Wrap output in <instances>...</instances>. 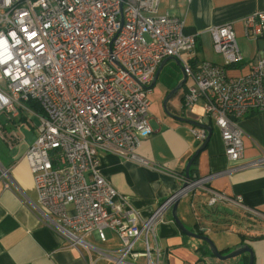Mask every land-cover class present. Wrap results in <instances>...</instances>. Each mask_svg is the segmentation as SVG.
Segmentation results:
<instances>
[{"label":"built area","instance_id":"1","mask_svg":"<svg viewBox=\"0 0 264 264\" xmlns=\"http://www.w3.org/2000/svg\"><path fill=\"white\" fill-rule=\"evenodd\" d=\"M159 7L160 0H0V39L6 41L0 45V115L14 119L20 109L34 114L31 104L41 108L25 159L42 218L69 244L87 249L95 250L89 236L106 243L109 231L121 243L114 264L141 255L145 264H162L163 251L150 245L149 235L178 199L208 183V176L190 182L143 219L101 173L102 153L152 167L137 151L153 133L149 93L162 63L180 62L190 82L184 108L203 103L231 163L244 156L240 122L250 112L264 113V11L245 18L247 39L262 41V51L247 75L231 77L228 68L243 61L232 23L208 30L224 63L192 65L198 35ZM192 130L205 141V130ZM262 164L264 157L246 166ZM223 199L213 193L208 205Z\"/></svg>","mask_w":264,"mask_h":264},{"label":"crops","instance_id":"2","mask_svg":"<svg viewBox=\"0 0 264 264\" xmlns=\"http://www.w3.org/2000/svg\"><path fill=\"white\" fill-rule=\"evenodd\" d=\"M159 9L162 15L183 19L186 33L198 35L196 54L190 57L192 65L204 60L224 63L214 51L208 30L227 23L233 24L243 56L241 63L228 68L229 76L247 75L251 63L262 51V41L247 39L245 18L264 11V0H160ZM179 64L169 59L149 93L153 133L142 139L137 153L152 167L102 153L101 173L147 219L183 184L186 167L203 144L194 136L192 125L168 112L211 127L208 145L190 168L192 179L208 176V183L180 200L178 217L188 230L202 231L208 236L223 255L249 246L254 264H264V164L246 166L264 157V113L250 112L240 122L244 131V156L239 162L231 163L225 155L220 130L204 115L203 103L184 108L183 98L190 84L187 79L178 97L168 101L166 111L165 99L186 78ZM31 112L20 109V116L14 119L0 115V264H114L113 257L121 243L113 234L107 235L106 243H101L95 235L89 236L87 241L95 250L73 246L42 218L33 175L25 159L27 150L37 139L41 116ZM244 165L237 171L224 173L231 167ZM213 193L224 199L209 206ZM211 235L221 239L215 242ZM145 239L142 236L137 241L136 252L144 250ZM148 240L151 246L157 244L162 249V264L249 262V254L244 255L247 263L245 257L220 262L204 241L180 232L172 210L163 214L155 235L150 234ZM145 263L142 255L127 259V264Z\"/></svg>","mask_w":264,"mask_h":264},{"label":"water","instance_id":"3","mask_svg":"<svg viewBox=\"0 0 264 264\" xmlns=\"http://www.w3.org/2000/svg\"><path fill=\"white\" fill-rule=\"evenodd\" d=\"M168 60L164 61L162 63V65L160 66L156 76H155V79L153 81V84L152 86H154L156 84V81L158 79V76L162 70V67L164 66V64L167 62ZM180 68L182 69V65L179 64ZM183 70V69H182ZM186 83V78L183 80L182 83H180L171 93H169V95L167 96V98L165 99L164 101V106H165V109L166 111L167 110V103L168 101L173 98L174 95H176L178 93V91L184 86V84ZM168 114L174 118H176L177 120L179 121H182V122H185V123H188L190 125H192L195 129H200V130H205L206 133H207V137L205 139V141L203 142L202 146L195 152V154L192 156L191 160L189 161L187 167H186V180L185 182L175 191L173 192L171 195L175 194L176 192H178L180 189H184L185 187H187V185L192 182V181H195L197 180V178L195 179H192L190 177V168L191 166L193 165L194 161L198 158L199 154L206 148V146L208 145L211 137H212V128L209 127V126H206L204 124H201L199 122H196V121H192V120H189V119H186V118H181V117H177V116H174L172 114H170L168 112ZM203 178V177H202ZM169 198V197H168ZM167 198V199H168ZM166 199V200H167ZM165 200V201H166ZM180 200L181 199H178L176 201V203L174 204L173 208H172V216H173V219H174V222L177 226V228L180 230L181 233L185 234L186 236L188 237H193V238H197V239H200L202 241H204L209 247H210V250H211V254L213 255V257H215L216 259H218L220 262H228L230 260H234V259H238V258H241L242 256H244L245 254H249V262L248 264H254V255H253V251L252 249L249 247V246H242V247H239L237 249H235L234 251H232L231 253L227 254V255H223L219 249L217 248V246L215 245V243L208 237V236H204V235H199L197 233H194L193 231H190L188 230L185 225L181 222V220L179 219L178 217V206L180 204ZM164 201V202H165ZM163 202V203H164ZM162 203V204H163ZM161 204V205H162ZM160 205V206H161Z\"/></svg>","mask_w":264,"mask_h":264},{"label":"trees","instance_id":"4","mask_svg":"<svg viewBox=\"0 0 264 264\" xmlns=\"http://www.w3.org/2000/svg\"><path fill=\"white\" fill-rule=\"evenodd\" d=\"M31 108H33L36 112H38V113H42L41 112V108L39 107V106H37V105H32L31 104ZM197 160V159H196ZM196 160L194 161V163L196 162ZM197 178V177H196ZM199 235H204V233L202 232V231H198L197 232ZM242 257H245V256H242ZM245 262L247 263L248 262V258L247 257H245Z\"/></svg>","mask_w":264,"mask_h":264},{"label":"rangeland","instance_id":"5","mask_svg":"<svg viewBox=\"0 0 264 264\" xmlns=\"http://www.w3.org/2000/svg\"><path fill=\"white\" fill-rule=\"evenodd\" d=\"M186 57V56H185ZM188 84V83H187ZM178 97V94L177 95H175L173 98H172V100L173 99H175V98H177ZM149 118H150V110H149ZM35 118H33V121L35 122ZM107 235H109L110 236V232L109 231H107ZM212 236V238L214 239V241L215 242H218V240L219 239H221V237H216L215 235H211ZM232 261H234V260H230L229 262H232Z\"/></svg>","mask_w":264,"mask_h":264},{"label":"clouds","instance_id":"6","mask_svg":"<svg viewBox=\"0 0 264 264\" xmlns=\"http://www.w3.org/2000/svg\"><path fill=\"white\" fill-rule=\"evenodd\" d=\"M0 45H5L6 47V41L3 40V39H0ZM10 58V57H9ZM0 62H3V61H0ZM0 99H3V97H0ZM6 102V101H5Z\"/></svg>","mask_w":264,"mask_h":264}]
</instances>
